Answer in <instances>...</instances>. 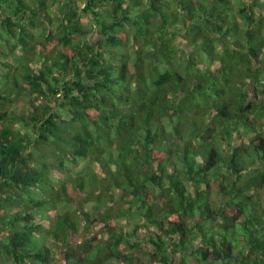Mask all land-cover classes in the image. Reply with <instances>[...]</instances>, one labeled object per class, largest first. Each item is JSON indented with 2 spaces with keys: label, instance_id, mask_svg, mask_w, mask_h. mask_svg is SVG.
<instances>
[{
  "label": "trees",
  "instance_id": "trees-1",
  "mask_svg": "<svg viewBox=\"0 0 264 264\" xmlns=\"http://www.w3.org/2000/svg\"><path fill=\"white\" fill-rule=\"evenodd\" d=\"M0 264H264V0H0Z\"/></svg>",
  "mask_w": 264,
  "mask_h": 264
},
{
  "label": "rangeland",
  "instance_id": "rangeland-1",
  "mask_svg": "<svg viewBox=\"0 0 264 264\" xmlns=\"http://www.w3.org/2000/svg\"><path fill=\"white\" fill-rule=\"evenodd\" d=\"M89 37H94V36H93V34H91V35H89ZM95 37H96V35H95ZM72 207H74V206L73 205H70V204H67V203H64V204L61 205V209H63V210L64 209H71ZM86 207H90V205L89 204H86ZM54 214L55 213H51V215H53V216H54ZM132 219L138 221L140 219V217H134ZM118 221L122 225H131L133 223L132 220L125 219V218H120ZM48 222H49V220H48ZM75 239H77L78 241L82 240L81 237H77V236L75 237Z\"/></svg>",
  "mask_w": 264,
  "mask_h": 264
}]
</instances>
